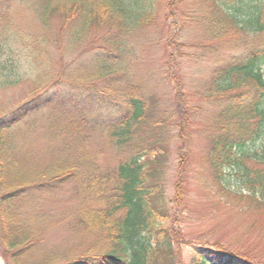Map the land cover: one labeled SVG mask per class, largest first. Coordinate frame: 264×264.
<instances>
[{"label": "trees", "instance_id": "trees-1", "mask_svg": "<svg viewBox=\"0 0 264 264\" xmlns=\"http://www.w3.org/2000/svg\"><path fill=\"white\" fill-rule=\"evenodd\" d=\"M174 2L0 0V91L23 79L36 85L33 97L0 116L6 264H186L182 247L191 244L190 264H261L248 248L228 254L197 248L178 228L194 206L193 108L181 99V82L166 71L178 109H160V86L142 77L136 43L158 23L164 5L175 9ZM195 2L200 16L192 19L206 25L213 41L226 40L234 51L243 47L239 58H226L215 70L203 95L215 110L200 128L213 181L202 187L204 196L213 202L223 195L230 211L264 214V0ZM236 37L242 43H232ZM171 46L179 50L175 42ZM54 47L61 57L77 51L74 67L60 61L57 69ZM95 109L87 130L71 136L70 124ZM35 114L58 138V159L52 148L44 161L21 149V125L36 122ZM100 133L117 161L108 176L96 173L101 154L80 143L88 145ZM170 142L177 154L173 197L162 182ZM61 195L66 198L59 208L51 202ZM51 228L68 229L72 241L48 246Z\"/></svg>", "mask_w": 264, "mask_h": 264}, {"label": "rangeland", "instance_id": "rangeland-1", "mask_svg": "<svg viewBox=\"0 0 264 264\" xmlns=\"http://www.w3.org/2000/svg\"><path fill=\"white\" fill-rule=\"evenodd\" d=\"M174 3L176 4L175 9L168 10L165 5L162 7L158 23L149 29L146 34L137 37L136 43L138 45L139 59H141L140 73H143L142 77L149 83L150 81L153 84L156 82L160 86L158 91L162 101L160 109L163 110L167 106L173 110L178 109V102L174 99V93H176V90L173 89L175 86H173L174 81L168 79V82L165 81L167 78L165 75L166 71L167 73L170 71L169 74L171 76L175 75V78L181 82V99L184 104L188 103V106L193 108L191 111L194 127L192 132L190 129L191 172L189 175L192 186H194L190 192V200L194 206L189 210L187 209V211L185 210L186 212L184 211L178 228L183 230L185 239L192 241L197 248L205 247L219 253L225 251L228 254V252L236 251L239 247H244L250 249L254 255L257 253L260 263L264 264V214L230 211L225 206L227 202L223 201L225 200L223 195H216L212 202L210 201L211 198L210 200L205 198V188H202L205 185L210 188L213 181L210 170L204 164L203 156L207 150L208 142L200 128L205 123V118L212 116L215 112L210 101L203 99V95L207 90H210L215 70L223 65L226 58H239V52L242 51L243 47L241 46L234 51L230 49L226 40L225 42L213 41L206 25L195 23L194 18L192 19L193 16L195 18L200 16L195 13L196 9L194 6L198 5L195 0H175ZM201 15L204 14L202 13ZM26 27L28 28V25ZM173 42L176 43L177 47L179 46V50H175L171 46ZM231 42L242 43L240 37L232 39ZM207 44H209V47ZM175 53H179V55L175 57ZM76 54H78L77 51L75 53L65 51V54L61 57V52L54 47L53 57H55L57 69L61 66L60 61L70 63L74 67L75 62L73 59H75ZM83 57L80 56V58ZM29 75L27 74V77ZM162 80L165 82H162ZM35 88L34 82L23 79L21 82L12 85V87L1 89L0 116L8 114L25 100L33 97L32 95L36 91ZM239 88L242 87L236 86L235 90ZM97 112L96 109L89 110L83 115L86 116L84 119L81 115L77 121L72 122L70 125H72L74 131L71 130L73 134L71 136L75 137L74 134L78 130H85L87 128L86 122L89 123L90 120L94 119ZM35 117L33 118L37 120L36 122L29 123V121L21 125L25 132L20 131V136L23 140H26L21 142L23 143L21 149L28 150L33 157L44 161L49 156V148H52L57 152L59 151L58 154L53 152L54 159H58V157L63 155L62 151H60L61 149H59L58 138L44 130L42 122L39 121L41 118L40 114ZM178 118H180L179 115ZM80 143L85 144L98 155L101 154L99 159L101 161L100 169L96 173L104 174L103 176H108L112 173L117 165L115 153L101 133L92 136L88 145L87 142ZM169 144L162 182H164V187L168 192L167 196L173 197L174 183L177 177V154L175 144L173 142ZM28 158L31 160L30 156ZM64 198L66 197L61 195L60 198L54 199L51 203L60 208L64 204V202H61ZM170 206L172 208V205ZM70 233L68 229L64 231L62 228H51L48 232V246H57L65 240L72 241L69 238L71 236ZM75 242L77 243L78 241ZM214 243H217L219 247L215 246ZM89 244H92V241H89ZM192 247V244L182 247L186 264H190L189 259L193 251ZM3 255L4 248L0 244V259L6 264V259H4Z\"/></svg>", "mask_w": 264, "mask_h": 264}, {"label": "bare ground", "instance_id": "bare-ground-1", "mask_svg": "<svg viewBox=\"0 0 264 264\" xmlns=\"http://www.w3.org/2000/svg\"><path fill=\"white\" fill-rule=\"evenodd\" d=\"M0 264H2V259H0Z\"/></svg>", "mask_w": 264, "mask_h": 264}]
</instances>
